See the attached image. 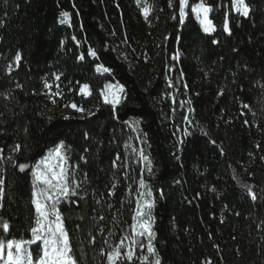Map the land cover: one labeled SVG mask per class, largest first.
Returning a JSON list of instances; mask_svg holds the SVG:
<instances>
[{"label": "trees", "instance_id": "obj_1", "mask_svg": "<svg viewBox=\"0 0 264 264\" xmlns=\"http://www.w3.org/2000/svg\"><path fill=\"white\" fill-rule=\"evenodd\" d=\"M147 2L145 19L137 0H0L8 236L29 239L33 223L31 169L18 165L63 141L80 188L59 207L78 264H107L102 251L131 234L141 179L155 198L161 264H264V0H246L248 17L231 0H205L212 34L190 8L180 22V0ZM63 12L70 23H60ZM98 64L110 71L97 72ZM109 83L125 90L115 108L101 95ZM83 84L91 96L80 94ZM71 103L86 116L64 117Z\"/></svg>", "mask_w": 264, "mask_h": 264}, {"label": "snow or ice", "instance_id": "obj_2", "mask_svg": "<svg viewBox=\"0 0 264 264\" xmlns=\"http://www.w3.org/2000/svg\"><path fill=\"white\" fill-rule=\"evenodd\" d=\"M137 4L143 5L142 13L144 18L147 19L152 10L151 5L148 4L147 0H137ZM231 6L236 13L248 17L250 7L246 0H231ZM189 8L203 32L212 33L216 31V27L212 19H210V13L213 8L205 0H199V2L191 5L189 0H180L179 17L181 23L188 16L189 13L186 9ZM61 16V24L70 23L71 15L69 12H63ZM223 30L229 35L231 34L227 16L223 23ZM213 42L217 43V41ZM88 54L93 58L97 57V53L93 49H89ZM174 58L178 59L179 56L177 55ZM21 59V54L17 53L15 56L17 65H19ZM78 59L83 61L85 56L81 54ZM10 69L11 66L9 65ZM96 71L107 73L110 70L103 64H98ZM55 80H60V74L55 76ZM169 83L171 84V81ZM17 87H20V85H17ZM45 87L51 93L53 85L46 82ZM56 88L57 91L51 93V95L54 97L61 96L59 84H56ZM124 91L123 85L109 83L104 86L101 95L105 104L115 108L121 103ZM79 92L84 96L92 95L88 84H83ZM53 103H55L54 99ZM64 106L71 107L77 112L84 111L82 107L75 103ZM244 107H248V105H244ZM19 150L20 145H16L13 149L15 152ZM3 151V149H0V159L4 158ZM139 157L149 165L148 171L151 173V161L145 155L143 149L139 150ZM18 168L21 172L31 169V204L34 207L33 223L29 228V239L9 238L10 224L0 218V264H78V260L73 253L71 238L65 227L64 217L59 207L62 201L72 202L70 197L77 196V189L80 188V183L77 182L72 171L73 166L69 163L65 143L63 141L59 142L34 164L23 163L19 164ZM4 184L5 180L0 178V208L3 207L5 196ZM139 187L144 189V191H138L135 200L133 222L130 226L131 234L120 238L118 245H109L107 252L102 251V255L106 256L107 264H133V261H139V264H161L159 254L153 244L156 236L153 231L155 198L152 190L148 188L144 180H140ZM112 188L113 192L110 194L114 195L115 184L112 185ZM246 188L251 199L256 200L257 196L252 187L246 186ZM100 219L103 220L104 217L101 216ZM145 240L147 241L146 244L144 243ZM94 242L95 238H93ZM107 243L106 240L105 244ZM137 249L140 250L141 255H137ZM145 249L147 254H143Z\"/></svg>", "mask_w": 264, "mask_h": 264}, {"label": "rangeland", "instance_id": "obj_3", "mask_svg": "<svg viewBox=\"0 0 264 264\" xmlns=\"http://www.w3.org/2000/svg\"><path fill=\"white\" fill-rule=\"evenodd\" d=\"M186 11H188V9H186ZM143 14V13H142ZM144 17V16H143ZM213 33V32H212ZM212 33H206V34H212ZM114 84V83H113ZM49 92V89H48ZM50 93V92H49ZM61 114L64 117H72V116H78L80 118H84L86 116V114L82 111V112H77L75 110H73L71 107H65L63 110H61ZM144 243L146 244L147 241L145 240ZM33 248H35V246H33ZM143 254H147L146 253V249L144 251ZM137 255H141V252L139 249H137Z\"/></svg>", "mask_w": 264, "mask_h": 264}]
</instances>
